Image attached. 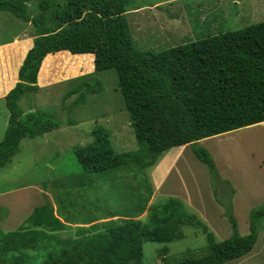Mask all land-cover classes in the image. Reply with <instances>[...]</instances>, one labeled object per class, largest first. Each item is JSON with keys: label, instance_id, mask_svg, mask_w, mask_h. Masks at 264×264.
I'll return each instance as SVG.
<instances>
[{"label": "trees", "instance_id": "1", "mask_svg": "<svg viewBox=\"0 0 264 264\" xmlns=\"http://www.w3.org/2000/svg\"><path fill=\"white\" fill-rule=\"evenodd\" d=\"M29 1L0 0V11L8 10L33 22L36 29L19 82L6 96L10 116L0 141V168L20 151L22 139L44 136L61 127L50 113L24 111L19 104L25 94L38 91L40 68L52 53L95 55L96 71H117L131 126L144 147L116 152L108 132L98 127L93 131L94 142L73 147L86 173L130 161L151 167L170 148L190 143L197 158L209 166L214 181L219 175L215 161L198 140L264 121V21L161 51H145L135 46L127 17L129 0H93L78 18L54 17L49 27L30 15ZM42 8L48 15V5L43 3ZM96 92L95 86L84 81L69 94L79 93L75 99L78 103ZM66 200L67 194H57L60 209ZM150 210L149 221L120 216L84 222L92 224L77 227L75 235L60 236L58 232L69 225L47 200L17 229L0 227V264H140L146 241L181 239L184 225L202 228L208 252L175 264H227L254 249L264 221V205L252 209L250 232L241 235L231 215V237L217 241L208 226L189 213L178 198H166ZM167 253L164 246L159 252L161 264H170Z\"/></svg>", "mask_w": 264, "mask_h": 264}, {"label": "rangeland", "instance_id": "2", "mask_svg": "<svg viewBox=\"0 0 264 264\" xmlns=\"http://www.w3.org/2000/svg\"><path fill=\"white\" fill-rule=\"evenodd\" d=\"M92 1L30 0L28 12L49 27L54 17H62L64 20L78 18L87 10ZM129 1L128 9L144 5L153 7L154 4L162 3L157 5L158 8H151V12L147 10L149 12L147 14L127 12L135 46L145 51H161L208 35L236 30L264 21V0ZM43 3L49 7L48 15L42 8ZM171 22H175L177 26L187 27L181 34L183 36L179 34V31L175 32L171 28ZM20 25L17 24V27ZM29 30L32 35L36 30L31 21ZM53 63L57 67L58 80L43 86L42 89L39 88L37 92L25 94L19 104L24 111L44 110L50 113L54 120L61 123V127L44 136L22 139L20 151L13 156L10 162L0 168V192L24 184L41 183L44 185L45 183L46 196L52 197V203H56L57 194L60 197L64 193L67 194L65 205L60 210L74 222L84 223L113 216L136 218L145 208H149L148 213L140 219L149 221L150 209L160 202L158 200V202L149 204L154 190L149 176L152 167L144 168L135 161H130L109 170L86 173L73 151L75 145H87L94 142L93 131L98 127L108 132L111 147L116 152H131L144 148L138 142L131 126L130 113L126 109L124 97L119 88L117 71L115 69L96 71L91 54L72 55L63 52L50 55L44 62L41 83L48 80L54 68ZM84 81L95 86L97 92L87 94L84 101L76 103L75 99L79 93L69 94V91L76 90ZM2 125L4 126L1 122V127ZM5 132L0 134V141L4 139ZM241 134L237 135L238 140L233 144L230 143L233 141L230 139L233 138L226 139L230 147H223L220 145L221 142L213 140L214 156L207 146L199 144L202 147L205 146L204 148L211 153L219 176L224 178L223 180L227 181L232 188L233 181L230 178L234 175L227 177L219 167L226 173L230 172L233 166L249 170L253 165L250 154L258 150L253 147L252 136ZM254 134L260 139L264 132L258 128L253 131ZM239 142L243 149L238 146ZM191 151L194 152L193 146H191ZM229 159H231L230 165L228 164ZM207 166L203 165V173L205 175L206 171L210 172L212 183L215 185L210 168ZM189 168L192 174V166ZM200 173L199 170L196 174ZM31 191L34 189L31 188ZM45 193L42 195L44 199H46ZM261 197L264 196L247 197L249 201L252 199L253 204L247 214L236 212L231 214L237 219L239 230L243 235L249 232L248 221L252 209L264 205L256 203ZM207 204H209L208 199ZM56 206L58 207L57 203ZM57 207H55L56 213ZM0 208H2L0 214L6 211L5 207ZM209 208H214L212 203ZM185 209L191 214H196L194 210V212L188 210L187 204H185ZM211 209L205 215L206 217L198 214L196 216L208 226L217 241L225 240L230 236V233L225 234L231 231L232 221L226 216L225 208L223 214L220 215L217 208L213 211ZM181 231L183 234L181 239L169 243L146 241L144 258L140 264H161L162 258L159 252L164 246L168 247L166 257L170 264L186 258H198L208 252L207 237L201 227L184 225ZM58 233L60 236L75 235L76 228L68 226L65 231ZM227 264H264V221L254 249L242 258Z\"/></svg>", "mask_w": 264, "mask_h": 264}, {"label": "crops", "instance_id": "3", "mask_svg": "<svg viewBox=\"0 0 264 264\" xmlns=\"http://www.w3.org/2000/svg\"><path fill=\"white\" fill-rule=\"evenodd\" d=\"M160 4L162 3L157 5ZM157 5L154 4L153 7L158 8ZM153 7L144 5L138 8L129 9L128 13L147 14L151 12V8ZM14 16L15 15H13L11 11H0V121L4 124V126L2 125L1 127L0 122V134L7 131L9 125L10 113L6 104V96L19 82L20 68L29 50L33 46L35 39V33L33 35L30 33L29 22L17 16H15L17 19H15ZM17 24H21L20 27H17ZM171 24V28L174 29L175 32L179 31L180 35L184 30H186L185 28H187L183 26H177L175 22H171ZM53 64L54 68L51 70L50 76L45 83H41L40 81L41 66L38 75V84L40 89H42L43 86L58 80L56 73L57 67L55 63ZM258 128H261V130L264 132V121L198 140L199 144L207 146L213 154V140L221 142L222 144L220 145L223 147H230L231 145L227 143V138H233L230 139L233 141L229 140L230 143L233 144V142L238 140L237 135H242L241 133L252 136V141H254L252 143L254 144L253 147L257 148L258 150L250 154L253 165L249 170L233 166V168H230V172L227 171L226 173L221 167H219L220 171L225 173L227 177L234 175V177L230 178L233 181V188H235V191H233L232 200L233 213L236 212L237 214H247V212H249V209L253 204L251 201L252 199L250 201L247 200L248 196L251 198L254 196H264V134L260 139L256 134L253 135V131L258 130ZM191 146L192 145L188 143L181 146L172 147L159 158L155 165L151 166L152 168L150 169L149 176L152 180L154 190L152 196L150 197L149 204L152 202H158V200L161 202L166 198L174 197L182 200L184 204H187L188 210H194L196 214L200 215L201 217H206L205 215L208 214L209 210L211 209L209 208L211 203L214 206L211 211L217 208L218 214H223L225 210L221 203L216 199L217 189L212 183L210 172L208 173L206 171L204 175L202 168H204L203 165L205 163L201 162L197 156L193 154L194 152L191 151ZM238 146L243 149V146L240 144V142L238 143ZM228 164H231V159L228 160ZM191 166L192 174L189 172L191 170L189 167ZM199 170L201 173L196 174ZM31 188H33L34 191H31ZM45 192L44 185L41 183L24 184L18 186L17 188L0 192V207H5L6 209V211H3V213L0 214V227L6 231L15 230L16 228L20 227L23 222L32 214L36 206L45 204L47 200L52 203V197L49 195L46 196ZM44 193L46 199L42 198ZM243 196L245 198H243ZM36 198H38V200H35ZM211 198L213 200L212 202ZM207 199L209 204H207ZM259 199L260 200H258L256 203L264 204V197ZM52 204L57 207L56 203ZM148 209H143V211L140 212L136 218H142L143 216H146ZM56 211L57 215H61V219L72 228H77L79 226L88 227L95 222L117 218L116 216L99 218L92 220L91 224H85L70 220L67 214L60 210L59 207H57ZM248 222L250 226V217ZM232 233L233 227L231 225V231H227L225 235L229 234V237H231ZM239 233L243 235L240 230Z\"/></svg>", "mask_w": 264, "mask_h": 264}, {"label": "water", "instance_id": "4", "mask_svg": "<svg viewBox=\"0 0 264 264\" xmlns=\"http://www.w3.org/2000/svg\"><path fill=\"white\" fill-rule=\"evenodd\" d=\"M214 183L216 185V198L223 205L226 210V216L230 217L232 214V200L233 190L231 185L223 180L219 175L214 177Z\"/></svg>", "mask_w": 264, "mask_h": 264}]
</instances>
